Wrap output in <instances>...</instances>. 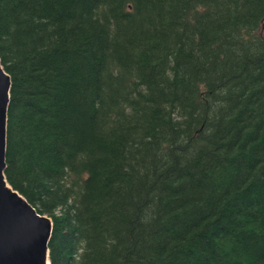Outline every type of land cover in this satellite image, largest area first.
Returning <instances> with one entry per match:
<instances>
[{"label":"trees","instance_id":"1","mask_svg":"<svg viewBox=\"0 0 264 264\" xmlns=\"http://www.w3.org/2000/svg\"><path fill=\"white\" fill-rule=\"evenodd\" d=\"M264 0H0L9 186L50 264H264Z\"/></svg>","mask_w":264,"mask_h":264},{"label":"water","instance_id":"2","mask_svg":"<svg viewBox=\"0 0 264 264\" xmlns=\"http://www.w3.org/2000/svg\"><path fill=\"white\" fill-rule=\"evenodd\" d=\"M11 81L0 62V264H50L52 221L7 183L6 129Z\"/></svg>","mask_w":264,"mask_h":264},{"label":"rangeland","instance_id":"3","mask_svg":"<svg viewBox=\"0 0 264 264\" xmlns=\"http://www.w3.org/2000/svg\"><path fill=\"white\" fill-rule=\"evenodd\" d=\"M262 35L264 36V23H263V27H262Z\"/></svg>","mask_w":264,"mask_h":264}]
</instances>
